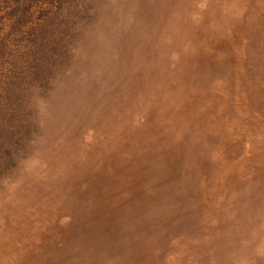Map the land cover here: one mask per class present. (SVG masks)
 Masks as SVG:
<instances>
[{"label":"rangeland","instance_id":"obj_1","mask_svg":"<svg viewBox=\"0 0 264 264\" xmlns=\"http://www.w3.org/2000/svg\"><path fill=\"white\" fill-rule=\"evenodd\" d=\"M263 34L264 0H0V264H264Z\"/></svg>","mask_w":264,"mask_h":264},{"label":"bare ground","instance_id":"obj_2","mask_svg":"<svg viewBox=\"0 0 264 264\" xmlns=\"http://www.w3.org/2000/svg\"><path fill=\"white\" fill-rule=\"evenodd\" d=\"M241 1H242V0H241ZM156 2H157V1H156ZM162 2H163V1H162ZM242 3L245 4L244 1H243ZM186 4H187V3H186ZM118 5H119V4H118ZM141 5H143V4H141ZM141 5H139V6L142 8ZM224 5H225V3H224ZM235 5H236V4H235ZM139 6H137V7H139ZM185 6H186V5H185ZM236 6H237V5H236ZM236 6H235V7H236ZM121 7H122V6H121ZM143 7H144V6H143ZM152 8H153V7H152ZM239 8H240V7H239ZM122 9H123V8H122ZM124 9H125V8H124ZM115 10H117V9H115ZM135 10H136V9H135ZM147 10H148V9H147ZM149 10H151V9H149ZM254 10H255V9H254ZM254 10H253V11H254ZM152 11H153V9H152ZM225 11H226V9H225ZM229 11H230V10H229ZM121 12H122V11H121ZM147 12H148V11H147ZM126 13H128V12L126 11ZM145 13H146V12H145ZM149 14H150V12H149ZM254 14H256V13H254ZM143 15H144V14H143ZM143 15H142V16H143ZM150 15H151V14H150ZM224 15H225V14H224ZM226 15H227V14H226ZM259 16H260V15H259ZM261 16H262V15H261ZM151 17H152V16H151ZM222 17H223V16H222ZM142 20H143V19H142ZM228 20H229V19H228ZM214 21H216V20H214ZM225 21H226V19H225ZM232 21H233V18H232ZM240 21H241V20H240ZM143 22H144V21H143ZM235 22H237V21H235ZM241 23H242V21H241ZM140 24H141V23H140ZM257 24H258V23H257ZM144 26H145V25H144ZM262 26H263V25H262ZM260 28H261V27H260ZM261 29H262V28H261ZM254 30H255V29H254ZM256 30H257V29H256ZM256 30H255V31H256ZM258 30H259V29H258ZM205 31H206V30H205ZM205 31H204V32H205ZM216 31H217V30H216ZM242 31H243V30H242ZM255 31H254V32H255ZM211 32H213V31L211 30ZM257 32H258V31H257ZM151 33H152V31H151ZM190 33H191V32H190ZM192 33H193V32H192ZM231 33H232V32H231ZM250 33H251V31H250ZM258 33H259V32H258ZM133 34H134V33H133ZM140 34H141V33H140ZM203 34H204V33H203ZM211 34H213V33H211ZM241 34H242V33H241ZM254 34H255V33H254ZM214 35H215V34H214ZM218 35H219V34H218ZM259 35H260V34H259ZM263 35H264V34H263ZM208 36H210V35H208ZM208 36H207V37H208ZM249 36H250V38H251V37H254L253 34H252V36H251V35H249ZM184 38H185V37H184ZM191 38H192V37H191ZM213 38H214V37H213ZM254 38H255V37H254ZM256 38H257V34H256ZM263 38H264V37L261 38V42H262ZM139 40H140V39H139ZM193 40H194V37H193ZM212 40H213V39H212ZM215 40H216V39H215ZM198 41H199V40H198ZM202 41H203V40H202ZM202 41H201V42H202ZM253 41H254V40H252V42H253ZM190 42H191V41H190ZM196 42H197V41H196ZM203 42H204V41H203ZM203 42H202V43H203ZM254 42H255V41H254ZM254 42H253V43H254ZM261 42H260V43H261ZM197 43H198V42H197ZM197 43H196V44H197ZM253 43H252L251 45H253ZM205 44H206V42H205ZM257 44H258V42H257ZM138 46H139V45H137V47H138ZM168 46H169V45H168ZM247 47L250 48V46H247ZM253 47H255V45H254ZM260 47H261V46H260ZM186 48H187V47H186ZM257 48H258V46H257ZM205 49H206V48H205ZM250 49H253V48H250ZM254 49H255V48H254ZM108 50H109V49H108ZM113 50H114V49H113ZM119 50H120V49H119ZM163 50H164V49H163ZM174 50H175V49H174ZM196 50H197V49H196ZM201 50H203V49H201ZM255 50H256V49H255ZM260 50H261V48H260ZM247 51H249V50H247ZM110 52H111V51H110ZM168 52H169V51H168ZM222 52H223V51H222ZM224 52H225V51H224ZM255 52H256V51H255ZM261 52H262V51H261ZM111 53H112V52H111ZM184 53H185V52H184ZM244 53H245V52H244ZM246 53H247V52H246ZM258 53H260V52L258 51ZM120 54H121V53H120ZM197 54H198V53H197ZM256 54H257V53H256ZM261 54H262V53H261ZM263 54H264V52H263ZM110 55H112V54H110ZM150 55H151V54H150ZM246 55H247V54H246ZM246 55H245V56H246ZM115 56H116V55H115ZM229 56H230V55H229ZM245 56H244V58H245ZM252 56H253V55H252ZM255 56H256V55H255ZM260 56H261V55H260ZM109 57H110V56H109ZM116 57H117V56H116ZM139 57H140V55H139ZM181 57H182V56H181ZM257 57H258V56H257ZM257 57H256V58H257ZM129 58H130V57H129ZM204 58H205V57H204ZM246 58H247V57H246ZM258 58H259V57H258ZM261 58H262V57H261ZM263 58H264V56H263ZM122 59H123V58H122ZM134 59H135V58H134ZM134 59H133V60H134ZM136 59H137V57H136ZM191 59H192V58H191ZM194 59H195V58H194ZM247 59H248V58H247ZM106 60H107V58H106ZM117 60H118V59H117ZM129 60H131V59H129ZM137 60H138V59H137ZM139 60H140V59H139ZM182 60H184V59H182ZM182 60H181V62H182ZM248 60H251V59H248ZM252 60L254 61V59H252ZM261 60H262V59H261ZM261 60H259V61H261ZM103 61H104V60H103ZM115 61H116V60H115ZM115 61H114V62H115ZM123 61H125V60H123ZM140 61H141V60H140ZM186 61H188V60H186ZM263 61H264V60H263ZM111 62H112V61H111ZM134 62H135V61H134ZM136 62H138V61H136ZM181 62H180V63H181ZM188 62H189V61H188ZM254 62H255V61H254ZM109 63H110V62H109ZM129 63H130V62H129ZM146 63H147V62H145V64H146ZM250 63H251V62H250ZM260 63H261V62H260ZM106 64H107V62H106ZM126 64H127V63H126ZM229 64H230V63H229ZM245 64H246V63H245ZM258 64H259V63H258ZM111 65H112V64H111ZM128 65H129V64H128ZM131 65H132V64H131ZM133 65H134V64H133ZM136 65H137V63H136ZM260 65H261V64H260ZM117 66H118V65H117ZM125 66H127V65H125ZM147 66H148V65H147ZM178 66H179V64H178ZM180 66H183V65L181 64ZM190 66H191V63H190ZM213 66H214V65H213ZM225 66H226V65H225ZM129 67H130V65H129ZM129 67H128V68H129ZM133 67H134V66H133ZM148 67H149V66H148ZM186 67H187V66H186ZM226 67H227V66H226ZM226 67H225V69H226ZM261 67H262V66H261ZM103 68H104V67H103ZM130 68H131V67H130ZM130 68H129V71H131V69H132V68H131V69H130ZM136 68H137V67H136ZM182 68H183V67H182ZM190 68H191V67H190ZM218 68H219V67H218ZM221 68H222V67H220V72H221V70H222ZM105 69H106V67H105ZM121 69H122V68H121ZM137 69H139V68H137ZM154 69H155V68H154ZM179 69H180V68H179ZM192 69H194V68H192ZM246 69H247V68H246ZM262 69H263V67H262ZM114 70H115V69H114ZM117 70H118V69H117ZM125 70H126V68H125ZM133 70H134V69H133ZM149 70H151V69L149 68ZM155 70H157V69H155ZM189 70H190V69H189ZM189 70H187V71H189ZM211 70H212V69H211ZM115 71H116V70H115ZM118 71H119V70H118ZM129 71H128V72H129ZM135 71H136V70H135ZM185 71H186V70H185ZM185 71H184V72H185ZM194 71H195V70H194ZM245 71H246V70H245ZM248 71H249V70H248ZM248 71H247V72H248ZM253 71H255V70H253ZM256 71H257V70H256ZM256 71H255V72H256ZM121 72H122V71H121ZM128 72L125 71V73H128ZM189 72H190V71H189ZM129 73H130V72H129ZM134 73H135V72H134ZM158 73H159V72H158ZM185 73H186V72H185ZM100 74H103V72L100 73ZM135 74H136V73H135ZM191 74H192V72H191ZM248 74H249V73H248ZM261 74H262V73H261ZM122 75H124V74L122 73ZM122 75H121V76H122ZM127 75H128V74H127ZM130 75H131V74H130ZM133 75H134V74H133ZM151 75H153V74H150V76H151ZM157 75H158V74H157ZM157 75H155V76H157ZM159 75H160V74H159ZM159 75H158V76H159ZM218 75H219V74H218ZM220 75H221V74H220ZM220 75H219V77H220ZM229 75H230V74H229ZM232 75H233V74H232ZM232 75H231V76H232ZM245 75H246V74H245ZM112 76H113V75H112ZM112 76H111V77H112ZM125 76H126V75H125ZM137 76H138V75H136V77H137ZM188 76H189V75H188ZM188 76H187V77H188ZM222 76H223V75H222ZM231 76H229L230 79H231ZM246 76H247V75H246ZM248 76H249V75H248ZM189 77H190V76H189ZM192 77H193V76H192ZM192 77H191V78H192ZM194 77H196V76H194ZM197 77H199V76H197ZM201 77H203V76H201ZM206 77H207V76H206ZM100 78H101V77H100ZM113 78H114V77H113ZM133 78H134V77H132V79H133ZM182 78H183V77H182ZM203 78H204V77H203ZM214 78H215V77H214ZM245 78H246V77H245ZM250 78H252V77L250 76ZM101 79H102V78H101ZM124 79H125V77H124ZM129 79H130V78H129ZM135 79L137 80L138 78H135ZM135 79H134V80H135ZM187 79H189V78H187ZM193 79H194V78H193ZM232 79H233V77H232ZM232 79H231V80H232ZM259 79H260V77H259ZM263 79H264V78H262V80H263ZM113 80H114V79H113ZM115 80H117V77H116ZM115 80H114V81H115ZM118 80H119V79H118ZM127 80H128V79H127ZM199 80H200V79H199ZM204 80H205V79H204ZM206 80H207V79H206ZM206 80H205V81H206ZM257 80H258V79H257ZM262 80H261V81H262ZM100 81H101V80H100ZM102 81H103V80H102ZM102 81H101V82H102ZM120 81H121V80H120ZM120 81H119V83H120ZM123 81H124V80H123ZM145 81H146V80H145ZM188 81H189V80H188ZM190 81H191V80H190ZM229 81H230V80H229ZM239 81H240V80H239ZM250 81H252V80H250ZM258 81H259V80H258ZM207 82H209V81H207ZM105 83H106V82H105ZM129 83H130V82H129ZM129 83H127V86L129 85ZM141 83H142V82H141ZM147 83H148V82H147ZM149 83H150V81H149ZM152 83H153V82H152ZM184 83H185V82H184ZM193 83H194V82H193ZM195 83L198 84V82H195ZM203 83H204V82H203ZM250 83H251V82H250ZM98 84H99V83H98ZM106 84H107V83H106ZM204 84H205V83H204ZM206 84H207V83H206ZM206 84H205V85H206ZM229 84H230V82H229ZM240 84H241V83H240ZM101 85H102V84H101ZM130 85H131V84H130ZM147 85H149V84H147ZM160 85L162 86V84H160ZM183 85H185V84H183ZM183 85H182V86H183ZM194 85H195V84H194ZM198 85H199V84H198ZM198 85H197V86H198ZM241 85H242V84H241ZM98 86H99V85H98ZM104 86H105V85H104ZM124 86H125V85H124ZM134 86H135V84H134ZM134 86H133V87H134ZM137 86H138V85H137ZM155 86H156V85H155ZM207 86H208V85H207ZM229 86H230V85H229ZM229 86H227V87H229ZM96 87H97V84H96ZM105 87H106V86H105ZM114 87H115V86H114ZM114 87H112V89H113ZM122 87H123V85H122ZM125 87H126V86H125ZM139 87H140V85H139ZM139 87H138V88H139ZM199 87H200V86H199ZM201 87H203V85H202ZM204 87H205V86H204ZM204 87H203V88H204ZM239 87H240V86H239ZM243 87H244V86H243ZM246 87H247V86H246ZM258 87H259V86H258ZM101 88H103V86H102ZM115 88H116V87H115ZM115 88H114V89H115ZM129 88H130V90H132V91L134 90L133 88L131 89V87H129ZM134 88H135V87H134ZM141 88H142V87H141ZM150 88H151V87H150ZM96 89H99V87L96 88ZM106 89H107V88H106ZM119 89L121 90V88H118V90H119ZM122 89H123V88H122ZM126 89H127V87H126ZM135 89H136V88H135ZM139 89H140V88H139ZM180 89H181V88H180ZM196 89H197V88H196ZM206 89H207V88H206ZM227 89H228V88H227ZM227 89H226V90H227ZM258 89H259V88H258ZM102 90H103V89H102ZM102 90H101V92H102ZM104 90H105V88H104ZM107 90H108V89H107ZM140 90H142V89H140ZM140 90H139V91H140ZM172 90H173V89H172ZM191 90H192V87H191ZM231 90H232V89H231ZM239 90H240V88H239ZM262 90H263V89H262ZM89 91H90V93L92 92L90 89H89ZM89 91H87L88 94H89ZM95 91H96V90H95ZM146 91H147V90H146ZM150 91H151V90H150ZM200 91H201V89H200ZM203 91H204V90H203ZM245 91H247V89H246ZM259 91H260V90H259ZM106 92H108V91H106ZM118 92H119V91H118ZM120 92H122V91H120ZM127 92H129V91H127ZM130 92H131V91H130ZM136 92H138V90H137ZM143 92H144V91H143ZM143 92H142V93H143ZM152 92H153V91H152ZM154 92H156V91L154 90ZM159 92H160V90H159ZM166 92H167V91H166ZM168 92H169V91H168ZM184 92H186L185 89H184ZM212 92H213V91H212ZM257 92H258V91H257ZM92 93L94 94V91H93ZM113 93H114V92H113ZM125 93H126V92H125ZM245 93H246V92H245ZM258 93H259V92H258ZM101 94H102V93H101ZM118 94H121V93H117V96H118ZM167 94H169V93H167ZM197 94H199V92H197ZM213 94H214V93H213ZM260 94H262V93H260ZM260 94H259V95H260ZM111 95H112V94H111ZM140 95H141V94H140ZM153 95H154V93H153ZM165 95H166V94H165ZM170 95H172L171 92H170ZM183 95H184V94H183ZM183 95H182V98H183ZM188 95H189V94H188ZM194 95H195V94H194ZM200 95H201V94H200ZM202 95H203V94H202ZM202 95H201V96H202ZM204 95H205V94H204ZM204 95H203V96H204ZM254 95H255V94H254ZM94 96H95V95H93V97H94ZM115 96H116V92H115ZM133 96H135V93H134ZM154 96H155V95H154ZM196 96H197V95H196ZM218 96H220V95H218ZM238 96H239V94H238ZM97 97H98V90H97ZM97 97H96V98H97ZM109 97H110V95H109ZM109 97H108V98H109ZM112 97H113V96H112ZM125 97H126V96H125ZM148 97H149V96H148ZM188 97H189V96H188ZM190 97H191V96H190ZM190 97H189V98H190ZM215 97H217V96H215ZM115 98H117V97H115ZM120 98H121V96H120ZM120 98H119V99H120ZM123 98H124V97H123ZM129 98H130V97H129ZM133 98H134V97H133ZM143 98H144V97H143ZM143 98H142L141 100H139V101H142V100L145 101V100H144L145 98H144V99H143ZM184 98H185V96H184ZM197 98H198V97H197ZM225 98H226V97H225ZM248 98H249V97H248ZM254 98H255V97H253V99H254ZM106 99H107V98H106ZM124 99H125V98H124ZM156 99H157V97L155 98V100H156ZM158 99H159V98H158ZM191 99H192V98H191ZM246 99H247V97H246ZM253 99H252V100H253ZM186 100H187V99H186ZM186 100H184V101H186ZM239 100H240V99H239ZM241 100H242V99H241ZM248 100H250V98H249ZM252 100H251V101H252ZM254 100H255V99H254ZM119 101H120V100H119ZM125 101H126V100H125ZM125 101H124V102H125ZM128 101H129V100H128ZM128 101H126V103H127ZM139 101H138V102H139ZM189 101H190V100H189ZM207 101H208V100H207ZM221 101H222V100H221ZM229 101H230V100H229ZM261 101H262V100H261ZM109 102H110V99H109ZM111 102H112V101H111ZM113 102H114V100H113ZM136 102H137V101H135V102L133 103L134 106H135V103H136ZM155 102H156V101H155ZM174 102H175V100H174ZM240 102H241V101H240ZM116 103H117V102H116ZM142 103L145 104V102H142ZM152 103H154V102H152ZM156 103H157V102H156ZM183 103H184V102H183ZM191 103H192V102H191ZM198 103H199V101H198ZM209 103H210V101H209ZM262 103H264V102L262 101ZM108 104H109V103H108ZM121 104H122V103H121ZM127 104H128V103H127ZM177 104H178V103H177ZM185 104H186V103H185ZM196 104H197V103H196ZM214 104H215V102H214ZM214 104H213V105H214ZM220 104H221V103H220ZM230 104H231V103H230ZM239 104H240V103H239ZM258 104H259V103H258ZM258 104H257V106H258ZM260 104H261V103H260ZM149 105H150V102H149ZM186 105H187V104H186ZM199 105H201V104L199 103ZM205 105H206V104H205ZM261 105H262V104H261ZM95 106H96V105H95ZM95 106H94V107H95ZM98 106H99V105H98ZM119 106H120V105H119ZM122 106H123V105H122ZM122 106H121V107H122ZM124 106H125V105H124ZM126 106H127V105H126ZM128 106H129V105H128ZM130 106H131V105H130ZM130 106H129V107H130ZM180 106H181V104L179 105V107H180ZM193 106H194V105H193ZM236 106H237V105H236ZM250 106H251V105H250ZM117 107H118V104H117ZM129 107H128V108H129ZM144 107H145V106H144ZM144 107H143V108H144ZM160 107H161V106H160ZM162 107H163V106H162ZM179 107H177V108H179ZM213 107H214V106H213ZM251 107H252V106H251ZM119 108H120V107H119ZM135 108H136V106H135ZM135 108H134V109H135ZM138 108H140V107H138ZM207 108H208V107H207ZM239 108H240V107H239ZM248 108H249V107H248ZM260 108H261V107H260ZM96 109H97V108H96ZM101 109H102V108H101ZM123 109H125V107H124ZM123 109H122L121 112L124 113ZM126 109H127V108H126ZM162 109H163V108H162ZM202 109H204V107H203ZM205 109H206V108H205ZM231 109H232V108H231ZM263 109H264V108H263ZM112 110H113V109H112ZM142 110H144V109H142ZM142 110H141V111H142ZM151 110H152V109H151ZM163 110H164V109H163ZM207 110H208V109H207ZM249 110H250V109H249ZM104 111H106V110H104ZM104 111L102 110V112H104ZM110 111H111V110H110ZM147 111H148V110H147ZM161 111H162V110H161ZM187 111H188V110H187ZM193 111H194V110H193ZM212 111H213V110H212ZM243 111H244V110H243ZM251 111H252V110H251ZM258 111H259V110H258ZM98 112H99V110H98ZM126 112H127V111H126ZM135 112H136V111H135ZM215 112H216V111H215ZM247 112H248V110H247ZM249 112H250V111H249ZM108 113H109V112H108ZM117 113H118V112H117ZM123 113H120V114H123ZM184 113H185V112H184ZM205 113H206V112H205ZM207 113H208V112H207ZM228 113H229V112H228ZM256 113H257V112H256ZM260 113H261V112H260ZM104 114H105V113H104ZM106 114H107V113H106ZM211 114H212V113H211ZM248 114H249V113H248ZM250 114H251V113H250ZM96 115H97V114H96ZM200 115H201V114H200ZM258 115H259V114H258ZM110 116H111V115H110ZM144 116H145V115H144ZM182 116H183V115H182ZM204 116H206V115H204ZM254 116H255V115H254ZM107 117H109V116H107ZM197 117H198V116H197ZM202 117H203V116H202ZM252 117H253V116H252ZM260 117H261V116H260ZM101 118H102V117H101ZM101 118H100V119H101ZM111 118H112V116H111ZM111 118H110V119H111ZM186 118H187V116H186ZM190 118H191V117H190ZM199 118H200V116H199ZM219 118H220V117H219ZM229 118H230V116H229ZM229 118H228V119H229ZM255 118H256V117H255ZM103 119H105V118H103ZM107 119H108V118H107ZM143 119H144V118H143ZM159 119H160V118H159ZM184 119H185V118H184ZM188 119H189V117H188ZM203 119H204V118H203ZM222 119H223V118H222ZM245 119L247 120V118H245ZM257 119H258V117H257ZM261 119H262V118H261ZM97 120H99V119H97ZM198 120H199V119H198ZM229 120H230V119H229ZM229 120H228V121H229ZM232 120H233V119H232ZM259 120H260V119H259ZM259 120H258V121H259ZM105 121H106V120H105ZM105 121H104V122H105ZM107 121H109V120H107ZM107 121H106V123H107ZM111 121H112V119H111ZM115 121H116V120H114V122H115ZM143 121H144V120H143ZM180 121H181V119H180ZM182 121H183V120H182ZM260 121H261V120H260ZM96 122H97V121H96ZM99 122H101V121H99ZM99 122H98V123H99ZM102 122H103V121H102ZM104 122H103V124H104ZM144 122H145V123H148V122H146V121H144ZM191 122H192V121H191ZM252 122H253V121H252ZM117 123H118V122H117ZM199 123H200V121H199ZM257 123H258V122H257ZM118 124H119V126H120V123H118ZM181 124H182V123H181ZM195 124H196V123H195ZM197 124H198V123H197ZM105 125H106V124H105ZM241 125H242V124H241ZM257 125H258V124H257ZM99 126H100V125H99ZM99 126H98L97 128H99ZM114 126H115V125H114ZM117 126H118V125H117ZM227 126H229V125H227ZM246 126H248V125H246ZM252 126H253V125H252ZM102 127H103V126H102ZM241 127H242V126H241ZM256 127H257V126H256ZM256 127H254V128H256ZM100 128H101V127H100ZM109 128H110V126H109ZM251 128H252V127H250V129H251ZM262 128H263V127H262ZM169 129H170V128H169ZM192 129H193V128H192ZM243 130H244V129H243ZM251 130H252V129H251ZM259 130H260V129H259ZM132 131H133V130H132ZM183 131H184V130H183ZM194 131H195V130H194ZM236 131H237V130H236ZM109 132H110V131H109ZM174 132H176V130H175ZM192 132H193V131H191V133H192ZM228 132H229V131H228ZM237 132H238V131H237ZM253 132H255V130H254ZM123 133H124V132H123ZM249 133H250V132H249ZM152 134H153V133H152ZM174 134H175V133H174ZM196 134H197V133H196ZM113 135H114V134H113ZM177 135H178V134H177ZM177 135H176V136H177ZM231 135H232V134H231ZM249 135H250V134H249ZM122 136H123V135H122ZM168 136H169V138H170V135H168ZM242 136H243V135H242ZM228 137H229V134H228ZM228 137L226 138V140H228ZM161 138H162V137H161ZM181 138H182V136H181ZM217 138H218V137H217ZM240 138H241V137H240ZM167 139H168V138H166V140H167ZM222 139H225V138H222ZM107 140H108V139H107ZM168 140H169V139H168ZM112 141H113V140H112ZM112 141H111V143H112ZM185 141H186V140H185ZM216 141H217V140H216ZM219 141H220V140H219ZM241 141H242V140H241ZM244 141H246V140H244ZM107 142H108V141H107ZM149 142H150V141H149ZM155 142H156V141H155ZM155 142H154V143H155ZM161 142H162V141H161ZM165 142H167V141H165ZM223 142H224V141H223ZM228 142H229V141H228ZM154 143H153V144H154ZM213 143H214V142H213ZM216 143H217V142H216ZM236 143H237V142H236ZM244 143H245V142H244ZM58 144H59V143H58ZM108 144H109V143H108ZM108 144H107V145H108ZM158 144H159V143H158ZM160 144H161V143H160ZM225 144H226V141H225ZM246 144H247V143H246ZM258 144H259V143H258ZM116 145H117V144H116ZM155 145H157V143H155ZM238 145H240V144H238ZM149 146H150V145H149ZM157 146H158V145H157ZM220 146H221V145H220ZM220 146H219V147H220ZM222 146H223V144H222ZM102 147H103V146H102ZM158 147H159V146H158ZM219 147H218V148H219ZM229 147H230V146H229ZM234 147H235V145H234ZM109 148L112 149L111 147H109ZM130 148L132 149V147H130ZM151 148H152V147H150V149H151ZM161 148H162V147H161ZM235 148H236V149H235V151H236L238 147H235ZM242 148H243V147H242ZM245 148H246V147H245ZM58 149H59V148H58ZM105 149H106V147H105ZM152 149H153V148H152ZM152 149H151V150H152ZM220 149H221V147H220ZM56 150H57V149H56ZM56 150H55V151H56ZM147 150H149V149H147ZM163 150H164V149H163ZM211 150H212V148H211ZM225 150H226V148H225ZM58 151H59V150H58ZM86 151H87V150H86ZM133 151H134V150H133ZM135 151H136V150H135ZM149 151H150V150H149ZM152 151H153V150H152ZM175 151H176V149H175ZM235 151H234V152H235ZM129 152H130V151H129ZM139 152H140V151H139ZM153 152H154V151H153ZM69 153H70V152H69ZM241 153H242V151H241ZM126 154H127V151H126ZM135 154H137V152H136ZM216 154H218V153L216 152ZM67 155H68V154H67ZM70 155H71V154H70ZM94 155H95V154H94ZM96 155H97V154H96ZM99 155H100V154H99ZM131 155H133V154H131ZM131 155H130V156H131ZM214 155H215V153H214ZM241 155H243V153H242ZM257 155H258V154H257ZM261 155H262V154H261ZM261 155H259V156H261ZM77 156H78V155H77ZM73 157H74V156H73ZM75 157H76V155H75ZM79 157H81V156H79ZM91 157H92V156H91ZM96 157H97V156H96ZM127 157H128V156H127ZM216 157H217V155H216ZM256 157H257V156H256ZM57 158H58V157H57ZM70 158H71V157H70ZM136 158H137V157H136ZM146 158H147V157H146ZM241 158H242V157H241ZM263 158H264V157H263ZM58 159H59V158H58ZM77 159H78V158H77ZM84 159H85V158H84ZM84 159H83V160H84ZM132 159H134L133 156H132ZM256 159H261V157H260V158L257 157ZM67 160H68V159H67ZM69 160H70V159H69ZM74 160H75V159H74ZM85 160H86V159H85ZM90 160H91V159H90ZM122 160H123V158H122ZM125 160H126V159H125ZM129 160H130V159H129ZM243 160H244V159H243ZM71 161H73V160L71 159ZM91 161H92V160H91ZM131 161H133V160H131ZM131 161H130V162H131ZM135 161H138V159H136ZM144 161H145V160H144ZM147 161H148V159H147ZM147 161H146V165H148V164H147V163H148ZM211 161H212V160H211ZM75 162H76V161H75ZM78 162H79V161H78ZM85 162H86V161H85ZM93 162H94V161H93ZM97 162H98V161H97ZM120 162H121V161H120ZM138 162H139V161H138ZM138 162H136V165H137ZM168 162H169V161H167V163H168ZM235 162H237V161H235ZM235 162H234V163H235ZM252 162H253V160H252ZM263 162H264V161H263ZM69 163H70V162H69ZM131 163H132V162H131ZM133 163H135V162H133ZM142 163H143V160H142ZM142 163H141V164H142ZM234 163H233V164H234ZM237 163H238V162H237ZM240 163H241V162H240ZM63 164H64V163H63ZM88 164H89V163H88ZM94 164H95V163H94ZM99 164H100V163H99ZM138 164H139V163H138ZM143 164H144V163H143ZM235 164H236V163H235ZM58 165H59V164H58ZM86 165H87V164H86ZM122 165H123V164H122ZM126 165H127V161H126ZM136 165H135V166H136ZM146 165H145V166H146ZM199 165H200V164H199ZM203 165H205V164L203 163ZM230 165H231V164H230ZM236 165H237V164H236ZM261 165H262V164H261ZM67 166H69V165L67 164ZM91 166H92V165H91ZM124 166H125V165H124ZM232 166H233V165H232ZM244 166H245V164H244ZM244 166H241V167L244 168ZM81 167L83 168V165H82ZM87 167H88V166H87ZM131 167H132V166H131ZM138 167H139V166H138ZM166 167H167V166H166ZM196 167H197V166H196ZM199 167H200V166H199ZM213 167H215V166H213ZM249 167H250V166H249ZM257 167H258V166H257ZM69 168H70V167H69ZM127 168H128V167H127ZM135 168H136V167H135ZM164 168H165V167H164ZM243 168H242V169H243ZM129 169H131V168H129ZM138 169H139V168H138ZM145 169H146V168H145ZM218 169H219V168H218ZM242 169H241V170H242ZM256 169H257V168H256ZM124 170H125V169H124ZM147 170H148V169H147ZM247 170H248V169H247ZM257 170H258V169H257ZM257 170H256V171H257ZM64 171H65V169H64ZM134 171H135V170H133L132 172H134ZM237 171H238V170H237ZM256 171H255V172H256ZM62 172H63V171H62ZM62 172H61V173H62ZM103 172H105V171H103ZM127 172H129V171H127ZM135 172H136V171H135ZM138 172H139V170H138ZM239 172H240V171H239ZM245 172H246V171H245ZM257 172H258V171H257ZM64 173H65V172H64ZM198 173H199V172H198ZM210 173H211V172H210ZM66 174H67V173H66ZM123 174H125V173H123ZM237 174H238V173H237ZM256 174H257V173H256ZM93 175H94V174H93ZM104 175H105V174H104ZM222 175H223V174H222ZM222 175H221V176H222ZM257 175H258V174H257ZM63 176H64V175H63ZM67 176H68V174H67ZM225 176H226V175H225ZM260 176H261V175H260ZM125 177H126V176H125ZM67 178H68V177H67ZM147 178H148V177H147ZM180 178H181V177H180ZM191 178H192V177H191ZM206 178H207V177H206ZM236 178H237V177H236ZM255 178H256L255 181H257V177H255ZM63 179H64V178H63ZM143 179H144V178H143ZM221 179H222V178H221ZM230 179H231V177H230ZM237 179H238V178H237ZM252 179H253V178H252ZM260 179H261V178H260ZM65 180H66V179H65ZM65 180H64V181H65ZM68 180H69V179H68ZM68 180H67V181H68ZM110 180H111V179H110ZM141 180H142V179H141ZM232 180H233V179H232ZM239 180H241V179H239ZM56 181H57V180H56ZM61 181H62V180H61ZM64 181H63V182H64ZM69 181H70V180H69ZM98 181H99V180H98ZM101 181H102V180H101ZM107 181H108V180H107ZM124 181H126V180H124ZM226 181H227V180H226ZM253 181H254V180H253ZM259 181H260V180H259ZM58 182H60V181H58ZM105 182H106V181H105ZM133 182L136 183V179H135V181H133ZM202 182H204V181H202ZM228 182H229V181H228ZM235 182H236V181H235ZM235 182H234V183H235ZM251 182H252V181H251ZM185 183H186V182H185ZM188 183H189V182H188ZM188 183H186V184H188ZM191 183H192V182H191ZM199 183H200V181H199ZM199 183H198V184H199ZM229 183H230V182H229ZM72 184H73V183H72ZM136 184H137V183H136ZM204 184H205V182H204ZM208 184H209V183H208ZM216 184H217V183H216ZM219 184H221V183H219ZM232 184H233V183H232ZM237 184H238V183H237ZM256 184H257V182H256ZM105 185H106V184H105ZM190 185H191V184H190ZM193 185H194V183H193ZM199 185H200V184H199ZM248 185H249V184H248ZM262 185H264V183H263ZM99 186H100V185H99ZM111 186H112V185H111ZM115 186H116V185H115V183H114V187H115ZM141 186H142V185H141ZM177 186H178V185H177ZM184 186H185V184H184ZM196 186H197V188H198V185H197V184H196ZM196 186H195V189H197ZM216 186H217V185H216ZM218 186H219V185H218ZM220 186H221V185H220ZM224 186H225V185H224ZM224 186H223V187H224ZM226 186H227V185H226ZM255 186H256V185H255ZM112 187H113V186H112ZM114 187H113V188H114ZM170 187H171V186H170ZM190 187H191V186H190ZM199 187H200V186H199ZM202 187H203V186H202ZM209 187H210V186H209ZM257 187H259V186L257 185ZM103 188H104V187H103ZM105 188H107V187H105ZM116 188H117V187H116ZM181 188H182V186H181ZM247 188H248V187H247ZM247 188H246V189H247ZM140 189H141V188H140ZM178 189H179V188H178ZM185 189H187V187H185ZM192 189L194 190V186H193V188H191V191L194 192ZM253 189H254V188H253ZM257 189H258V188H257ZM257 189H256V190H257ZM86 190H88V189H86ZM116 190H117V189H116ZM136 190H138V189H136ZM216 190H217V189H215V191H216ZM104 191H105V190H104ZM210 191H212V189H211ZM210 191H209V192H210ZM222 191H223V189H222ZM253 191H254V190H253ZM21 192H22V191H21ZM58 192H59V191H58ZM136 192H137V191H136ZM219 192H221V191H219ZM223 192H224V191H223ZM232 192H233V191H232ZM232 192H231V193H232ZM234 192H235V191H234ZM258 192H260V189H259ZM119 193H120V192H119ZM185 193H187V192H185ZM214 193H215V192H214ZM246 193H247V192H246ZM52 194H53V193H52ZM258 194H259V193H258ZM79 195H80V194H79ZM140 195H141V194H140ZM165 195L167 196V194H165ZM190 195H191V194H190ZM197 195H198V194H197ZM213 195H214V194H213ZM234 195L236 196V194H234ZM241 195H243V194H241ZM255 195H256V194H255ZM135 196H136V194H135ZM176 196H177V195H176ZM183 196H184V194H183ZM187 196H188V195H187ZM206 196H207V195H206ZM206 196H205V197H206ZM215 196H218V195H215ZM219 196H220V195H219ZM226 196H227V195H226ZM235 196H234V197H235ZM237 196H238V195H237ZM243 196H244V195H243ZM245 196H246V195H245ZM111 197H112V196H111ZM198 197H199V196H198ZM231 197H232V196H231ZM238 197H240V196H238ZM257 197H259V196H257ZM113 198H114V197H113ZM182 198H183V197H182ZM184 198H185V196H184ZM211 198H213V197H211ZM244 198H245V197H244ZM139 199H140V197H139ZM208 199H209V196H208ZM109 200H110V199H109ZM167 200H168V199H167ZM184 200H185V199H184ZM203 200H204V199H203ZM249 200H250V198H249ZM95 201H96V200H95ZM135 201H136V200H135ZM168 201H169V200H168ZM188 201H189V200H188ZM222 201H223V199H222ZM239 201H240V200H239ZM251 201H252V200H251ZM43 202H44V201H43ZM111 202H112V201H111ZM216 202H217V201H216ZM216 202H215V203H216ZM115 203H116V202H115ZM159 203H160V202H159ZM188 203H189V202H188ZM205 203H207V200H206ZM219 203H221V202H219ZM243 203H244V202H243ZM103 204H105V203H103ZM164 204H165V202H164ZM182 204H183V203H182ZM194 204H195V202H194ZM202 204H203V203H202ZM232 204H233V203H232ZM238 204H239V203H238ZM244 204H245V203H244ZM246 204H247V203H246ZM155 205H156V204H155ZM172 205H173V202H172ZM185 205H186V204H185ZM190 205H191V204H190ZM208 205H209V204H208ZM222 205H223V204H222ZM248 205H249V203H248ZM41 206H42V205H41ZM48 206H50V205H48ZM105 206H106V205H105ZM159 206H160V205H159ZM191 206H192V205H191ZM191 206H187V207H190V208H191ZM195 206H196V205H195ZM206 206H207V205H206ZM230 206H231V205H230ZM230 206H229V207H230ZM94 207H95V206H94ZM184 207H185V206H184ZM192 207H193V206H192ZM200 207H201V204H200ZM207 207H208V206H207ZM214 207H215V206H214ZM239 207H240V205H239ZM244 207H245V206H244ZM43 208H44V207H43ZM159 208H160V207H159ZM163 208H164V207H163ZM178 208H179V207H178ZM185 208H186V207H185ZM198 208H199V207H198ZM201 208H202V207H201ZM205 208H206V207H205ZM208 208H209V210H207V211H210V208H211V207H208ZM235 208H236V207H235ZM248 208H249V207H248ZM248 208H247V209H248ZM50 209H51V207H50ZM140 209H141V208H140ZM179 209H180V208H179ZM182 209H183V208H182ZM182 209H181V210H182ZM199 209H200V208H199ZM233 209H234V208H233ZM247 209H246V210H247ZM52 210H53V208H52ZM54 210H55V209H54ZM54 210H53V211H54ZM158 210H159V209H158ZM186 210H188V209H186ZM212 210H213V209H212ZM212 210H211V211H212ZM214 210H215V209H214ZM50 211H51V210H50ZM142 211H143V210H142ZM177 211H178V210H177ZM188 211H189V210H188ZM200 211H201V210H200ZM200 211H199V212H200ZM236 211H237V210H236ZM238 211H239V210H238ZM127 212H128V211H127ZM137 212H139V211H137ZM143 212H144V211H143ZM147 212H148V211H147ZM178 212H179V211H178ZM186 212H187V211H186ZM190 212H191V211H189V214H190ZM192 212H194V211L192 210ZM197 212H198V210H197ZM204 212L206 213V211H204ZM217 212H218V211H217ZM234 212H235V210H234ZM248 212H249V211H248ZM69 213H70V212H69ZM161 213H162V212H161ZM175 213H176V212H175ZM175 213H173V214H175ZM209 213H210V212H209ZM214 213H215V212H214ZM218 213H219V212H218ZM232 213H233V212H232ZM240 213H241V212H240ZM30 214H31V213H30ZM159 214H160V213H159ZM159 214H158V215H159ZM178 214H179V213H178ZM183 214H184V213H183ZM216 214H217V213H216ZM25 215H26V214H25ZM34 215H35V214H34ZM40 215H42V214H40ZM64 215H65V214H64ZM144 215H145V214H144ZM204 215H205V214H204ZM207 215H208V213H207ZM234 215H235V214H234ZM238 215H239V214H238ZM244 215H245V214H244ZM244 215L241 217V219L238 217V218L240 219V221L243 219ZM29 216H30V215H29ZM29 216H28V217H29ZM152 216H153V215H152ZM165 216H166V215H165ZM172 216H174V215H172ZM172 216H171V217H172ZM185 216H186V215H185ZM188 216H189V215H188ZM213 216H214V214H213ZM248 216H249V214H248ZM132 217H133V216H132ZM142 217H143V216H142ZM181 217H184V216H181ZM190 217H191V216H190ZM236 217H237V214H236ZM261 217H262V216H261ZM144 218H145V217H144ZM148 218H149V217H148ZM167 218H168V217H167ZM198 218H199V217H198ZM198 218H197V219H198ZM210 218H211V217H210ZM101 219H102V218H101ZM138 219H139V218H138ZM185 219H186V218H185ZM202 219H203V218H202ZM207 219H208V218H207ZM215 219H216V218H215ZM221 219H222V218H221ZM133 220H134V219H133ZM164 220H165V219H164ZM177 220H178V219H177ZM243 220L245 221V219H243ZM249 220H250V219H249ZM87 221H88V220H87ZM104 221H105V220H104ZM142 221H143V220H142ZM157 221H158V219H157ZM170 221H171V220H170ZM170 221H169V222H170ZM174 221H175V219H174ZM181 221H183V220H181ZM201 221H202V220H201ZM206 221H207V220H206ZM211 221H212V220H211ZM94 222H95V221H94ZM107 222H108V221H107ZM107 222H106V223H107ZM218 222H219V221H218ZM259 222H260V219H259ZM32 223H33V220H32ZM149 223H150V222H149ZM185 223H187V221H186ZM215 223H216V222H215ZM220 223H221V221H220ZM223 223H224V220H223ZM234 223H235V222H234ZM241 223H242V222H241ZM144 224H145V223H144ZM155 224H156V223H155ZM189 224L191 225V221H190ZM194 224H195V222H194ZM194 224H193V225H194ZM205 224H206V223H205ZM217 224H218V226H220L219 223H217ZM245 224H246V223H245ZM261 224H262V223H261ZM34 225H35V224H34ZM102 225H103V224H102ZM107 225H108V223H107ZM116 225H117V224H116ZM164 225H165V224H164ZM175 225H177V224H175ZM190 225H189V226H190ZM206 225H207V224H206ZM210 225H211V224H210ZM221 225H223V224H221ZM110 226H111V224H110ZM110 226H108V227H110ZM112 226H113V225H112ZM147 226H148V225H147ZM177 226H178V225H177ZM196 226H197V225H196ZM214 226H215V224H214ZM218 226H217V227H218ZM2 227H3V226H2ZM9 227H11V226H9ZM23 227H24V226H23ZM64 227H65V226H64ZM106 227H107V226H106ZM113 227H114V226H113ZM117 227H118V226H117ZM173 227H174V226H173ZM179 227H180V226H179ZM191 227H192V226H191ZM211 227H213V226H211ZM217 227H216V228H217ZM236 227H237V226H235V228H236ZM241 227H242V226H241ZM32 228H33V227H32ZM78 228H79V227H78ZM134 228H135V227H134ZM153 228H154V227H153ZM156 228H157V227H156ZM180 228H181V227H180ZM188 228H189V227H188ZM221 228H222V227H221ZM7 229H8V228H7ZM118 229H120V227H118ZM122 229H124V228H122ZM125 229H126V228H125ZM170 229H171V228H170ZM197 229H198V228H197ZM207 229H209V228H207ZM210 229H211V228H210ZM213 229H214V228H213ZM223 229H224V228H223ZM236 229H237V228H236ZM241 229H242V228H241ZM262 229H263V228H262ZM2 230H3V229H2ZM8 230H9V229H8ZM105 230H106V229H105ZM127 230H128V229H127ZM132 230H133V229H132ZM174 230H175V229H174ZM176 230H177V229H176ZM183 230H184V228H183ZM187 230H188V229H186V231H187ZM237 230H238V229H237ZM250 230H251V229H250ZM255 230H256V229H255ZM255 230H254V231H255ZM79 231H80V230H79ZM103 231H104V230H103ZM34 232H35V231H34ZM139 232H140V231H139ZM157 232H158V231H157ZM172 232H173V231H172ZM179 232H180V231H179ZM3 233H4V232H3ZM8 233H9V232H8ZM11 233H12V232H11ZM25 233H26V232H25ZM145 233H146V231H145ZM168 233H169V232H168ZM173 233H174V232H173ZM187 233H189V232H187ZM215 233H216V232H215ZM12 234H13V233H12ZM38 234H39V233H38ZM135 234H136V233H135ZM171 234H172V233H171ZM174 234H175V233H174ZM198 234H199V232H198ZM140 235H141V234H140ZM142 235H144V234H142ZM142 235H141V236H142ZM209 235H210V234H209ZM209 235H208V236H209ZM241 235H242V234H241ZM38 236H39V235H38ZM61 236H62V235H61ZM136 236H137V235H136ZM208 236H207V237H208ZM210 236H211V235H210ZM212 236H214V235H212ZM215 236H216V235H215ZM215 236H214V237H215ZM242 236H243V235H242ZM258 236H259V235H258ZM258 236H257V237H258ZM85 237H86V236H85ZM172 237H173V235H172ZM199 237H200V236H199ZM207 237H206V238H207ZM9 238H10V237H9ZM9 238L7 237V239H9ZM143 238H144V237H143ZM152 238H154V237H152ZM206 238H204V239H206ZM209 238H210V237H209ZM250 238H251V237H250ZM0 239H1V238H0ZM65 239H66V238H65ZM163 239H164V238H163ZM207 239H208V238H207ZM207 239H206V240H207ZM244 239H245V238H244ZM253 239H254V238H253ZM255 239H256V238H255ZM9 240H11V239H9ZM18 240H20V239H18ZM62 240H63V238H62ZM149 240H150V238H149ZM209 240H210V239H209ZM242 240H243V239H242ZM34 241H35V240H34ZM139 241H140V240H139ZM162 241H163V240H162ZM164 241H165V240H164ZM207 241H208V240H207ZM216 241H218V239H217ZM243 241H244V240H243ZM249 241H250V240H249ZM249 241H248V242H249ZM17 243H18V242H17ZM34 243H35V242H34ZM36 243H37V242H36ZM36 243H35V244H36ZM59 243H60V242H59ZM139 243H140V242H139ZM205 243H206V242H205ZM243 243H244V242H243ZM243 243H241V244H243ZM0 244H1V243H0ZM148 244H149V243H148ZM45 245H46V244H45ZM49 245H50V244H49ZM62 245H63V244H62ZM153 245H154V244H153ZM250 245H251V244H250ZM31 246H32V245H31ZM33 246H34V245H33ZM36 246H37V245H36ZM100 246H101V245H100ZM1 247H2V246H1ZM34 247H35V246H34ZM39 247H40V246H39ZM41 247H42V246H41ZM59 247L61 248V246H59ZM98 247H99V246H98ZM111 247H112V246H111ZM263 247H264V246H263ZM2 248H3V247H2ZM5 248H6V247H5ZM145 248H146V247H145ZM151 248H152V247H151ZM10 249H12V248H10ZM240 249H241V248H240ZM243 249H244V248H243ZM245 249H246V248H245ZM20 250H21V249H20ZM50 250L52 251V249H50ZM53 250H54V249H53ZM63 250H64V249H63ZM162 250H163V248H162ZM21 251H22V250H21ZM258 251H259V250H258ZM39 252H40V251H39ZM53 252H54V251H53ZM60 252H61V251H60ZM64 252H68V251H64ZM79 252H80V251H79ZM151 252H152V251H151ZM209 252H210V251H209ZM241 252H242V251H241ZM244 252H245V250H244ZM247 252H248V251H247ZM263 252H264V251H263ZM3 253H4V252H3ZM58 253H59V251H57V254H58ZM68 253H69V252H68ZM68 253H67V254H68ZM147 253H148V252H147ZM242 253H243V252H242ZM242 253H241V254H242ZM259 253H260V251H259ZM0 254H1V253H0ZM5 254H6V252H5ZM40 254H41V253H40ZM43 254H44V253H43ZM47 254H49V253H47ZM50 254H51V253H50ZM60 254H61V253H60ZM151 254H152V253H151ZM241 254H240V255H241ZM250 254H251V253H250ZM6 255H7V254H6ZM65 255H66V254H65ZM144 255L146 256V254H144ZM158 255H159V254H158ZM240 255H239V256H240ZM244 255H245V254H244ZM3 257H4V256H3ZM20 257H21V256H20ZM61 257H62V256H61ZM72 257H73V256H72ZM146 257H147V256H146ZM253 257H254V256H253ZM148 258H149V257H148ZM3 259H4V258H3ZM23 259H24V258H23ZM31 260H32V259H31ZM33 260H34V259H33ZM38 260H39V259H38ZM47 260H48V259H47ZM65 260H66V259H65ZM69 260H71V259H69ZM69 260H67V261H69ZM62 261H63V259H62ZM73 261H74V259H73ZM41 262H42V260H41ZM55 262H56V261H55ZM64 262H65V261H64ZM93 262H94V261H93ZM239 262H240V260H239ZM239 262H238V263H239ZM244 262H246V261H244ZM25 263H26V262H25ZM57 263H58V262H57ZM72 263H73V262H72ZM22 264H23V263H22Z\"/></svg>","mask_w":264,"mask_h":264}]
</instances>
